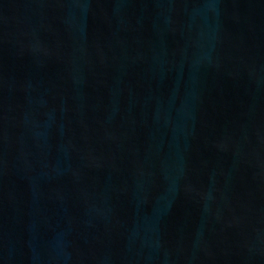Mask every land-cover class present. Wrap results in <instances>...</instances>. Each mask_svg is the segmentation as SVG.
<instances>
[{
	"label": "water",
	"instance_id": "1",
	"mask_svg": "<svg viewBox=\"0 0 264 264\" xmlns=\"http://www.w3.org/2000/svg\"><path fill=\"white\" fill-rule=\"evenodd\" d=\"M0 264H264V0H0Z\"/></svg>",
	"mask_w": 264,
	"mask_h": 264
}]
</instances>
